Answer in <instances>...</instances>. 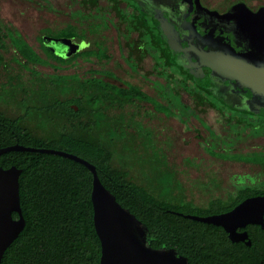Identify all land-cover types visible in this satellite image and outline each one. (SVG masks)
<instances>
[{
  "label": "flooded vegetation",
  "instance_id": "af4514ba",
  "mask_svg": "<svg viewBox=\"0 0 264 264\" xmlns=\"http://www.w3.org/2000/svg\"><path fill=\"white\" fill-rule=\"evenodd\" d=\"M59 1L64 6L59 7L56 4ZM171 1L182 15L181 21L179 18L173 21L174 34H177L174 43L169 40L166 34L170 33L164 31L161 22L141 10L134 0H119V9L127 15V20L123 22L112 11L115 0H96L95 3L93 0H0V111L13 118H21L26 112L18 103L22 94L29 98L42 84H50L55 71L82 68L88 63L92 65L86 73L88 75L78 72L77 80L70 79V74L64 73L66 89L60 109L81 118L84 110L79 99L84 86L92 85L97 91L98 115L108 119L125 116L132 125L129 132H135L138 123L152 132L143 123L134 120V116L143 114L151 119L165 115L159 108L164 104L166 71L171 72L172 69H166L165 64L170 63L174 65L176 75L180 72L188 87L195 91L194 95L181 91L180 101L190 107H195L199 102L198 109L203 110L196 117H199L208 136L217 141L224 140L229 151L238 150L239 147L231 141L241 140L246 116L242 114L243 110L234 109L233 106L239 107L246 95L238 92L237 81L225 80L219 73L212 71V67L206 64L209 56L203 57L204 62L198 63L197 59L195 64V57L186 59V55L192 54L189 44H197L204 49L208 47L214 52L213 56L221 55L220 61L225 57L264 61V35L260 36L264 34V0ZM122 3L124 8L121 7ZM71 4L76 6L73 10H70ZM74 13L75 18H71L74 22H65L54 29V17L68 18ZM107 14L112 17H106ZM128 26L132 29L127 30ZM71 31L75 33L71 34ZM189 36L191 39L187 38ZM53 39H63L64 46L53 45ZM69 40L74 46H69ZM25 54L35 55L37 59H29ZM45 67L51 68L52 72H42ZM23 72L28 73L27 78L22 76ZM69 86L77 89H70ZM123 90L130 93L135 91L137 94L141 92L147 98H131L122 108L119 103ZM182 92L189 102L184 100ZM154 102L158 104L157 107ZM208 114L214 115L221 127L222 124L228 127L229 123L242 127L225 132L227 137L222 136L202 117ZM247 134L253 139L264 137V134L253 135L251 129ZM211 145L215 146L214 150H222L223 144L220 146L210 142L205 145V149ZM218 158L224 161L231 159ZM238 184L235 192L228 193L225 198H212L205 205L197 206L206 208L212 202H226L241 189L260 187L252 180H241ZM260 195L264 193L251 194L244 199ZM212 214L218 213L190 215L204 217ZM190 225L195 226L193 223ZM222 230L223 233H219L217 239L210 240V246L216 254H195L194 249L190 254L178 250L179 253L187 258L188 264H264V213L263 224L247 223L236 228L234 238L238 241L230 240L228 232L224 228Z\"/></svg>",
  "mask_w": 264,
  "mask_h": 264
},
{
  "label": "trees",
  "instance_id": "16d2710c",
  "mask_svg": "<svg viewBox=\"0 0 264 264\" xmlns=\"http://www.w3.org/2000/svg\"><path fill=\"white\" fill-rule=\"evenodd\" d=\"M118 5L119 0H115L112 11L121 22L126 21L127 15ZM25 55L37 59L35 55ZM170 67L171 72L166 71L165 75L164 104L160 111L165 116L186 119L196 116L203 110L198 109L200 103L190 107L179 98L183 90L191 95L195 91L188 87L180 72L176 75L173 64H165L166 69ZM69 78L77 80V73ZM51 80L29 98L21 95L18 103L26 111L21 118L0 111V148L12 144L52 148L89 161L116 200L147 225L153 248L166 245L184 254L194 249L195 254L214 255L210 240L217 239L223 233L222 228L184 215L229 211L245 196L264 193V188L246 187L226 202H212L206 208L195 205L183 197L180 184L165 164L162 149L151 139V131L138 123L135 133L129 132L132 125L125 116L108 119L98 115L97 91L92 85L84 86L79 99L84 115L80 118L71 112L64 113L60 109L66 89L64 74L55 71ZM120 98L119 105L123 108L131 98L147 97L141 92L123 90ZM258 107L252 104L242 112L246 116L244 127L254 134H264V114ZM236 160L258 163L255 158ZM11 166L21 169L19 196L25 226L5 250L0 264H99L101 246L93 225L92 174L86 166L58 154L10 150L0 155V167ZM133 169L138 170V175H132ZM12 216L18 218L15 212Z\"/></svg>",
  "mask_w": 264,
  "mask_h": 264
},
{
  "label": "water",
  "instance_id": "95a60500",
  "mask_svg": "<svg viewBox=\"0 0 264 264\" xmlns=\"http://www.w3.org/2000/svg\"><path fill=\"white\" fill-rule=\"evenodd\" d=\"M134 1L141 10L153 15L155 20L161 22L164 31L170 33L166 34L169 40L174 43L177 34H174L173 21L178 18L181 21L182 15L173 2L171 0ZM263 35L260 34L262 37ZM187 38L191 39V36ZM193 38L194 36H192ZM187 40L189 41V39ZM63 41V39H53V45L64 46ZM69 43V46H74L70 40ZM48 45L51 46L49 43ZM189 46V51L192 54L191 56L186 55V59L195 57L196 64L197 59H199L198 63L204 62L203 57L209 56V62L206 64L212 67L213 72L219 73L225 80L237 81L238 92L246 95V98L241 103L239 102V107L233 106L234 109L245 111L251 108L252 104H256L257 107L260 105V111L264 114V61H254L242 57L238 59L225 57L220 61L221 55L213 56L214 52L206 46L205 49L197 44H189ZM74 49L76 48L74 47ZM58 55L61 54L58 53ZM198 67L201 70L200 65ZM8 150L58 154L83 164L91 172L93 225L101 246L99 264H188L187 258L173 247L162 245L159 248H153L151 246L152 238L147 225L116 200L110 190L102 184L95 166L89 161L61 150L38 149L22 145L1 148L0 153ZM20 173L21 169L15 166L6 169L0 167V262L7 247L17 238L25 226L19 196ZM13 212L17 213L18 218H13ZM263 213L264 195H260L246 198L226 212L204 217L190 214L184 216L220 226L228 232L230 240L238 241L234 238L236 228L243 227L247 223L263 224Z\"/></svg>",
  "mask_w": 264,
  "mask_h": 264
},
{
  "label": "rangeland",
  "instance_id": "374dc122",
  "mask_svg": "<svg viewBox=\"0 0 264 264\" xmlns=\"http://www.w3.org/2000/svg\"><path fill=\"white\" fill-rule=\"evenodd\" d=\"M61 2L59 1L56 4L59 7L64 6L61 5ZM75 7V4L74 6L71 4L70 10ZM121 7L124 8L123 3ZM108 8L107 6L106 11H108ZM61 9L64 8L61 7ZM125 11L128 12L129 10L125 9ZM75 15V13L70 14L68 18L58 16V19L54 17V29L61 27L65 22H74L71 18H75ZM107 16L112 17L110 14H107ZM91 66V64L85 63L82 68H70L65 72L64 70L58 71V73L73 75L78 72H84L85 75H88L86 73H88V69ZM42 70L44 73L52 72L49 67H45ZM27 74L23 72L22 76L27 78ZM182 93L184 100L189 102L186 94ZM202 117L212 124L217 133H221L225 137H227L224 134L225 132H231L235 128L240 129L242 127V125L237 126L233 123H229L228 127L222 124L221 127L220 121L215 120L212 114L203 115ZM134 120L140 121L152 130L151 139L157 147L162 149L166 157L165 164L173 172L174 180L180 184L183 190V197L195 205H205L212 198H225L228 193L235 192L239 185L238 181L241 180L245 182L252 180L253 183L259 184L260 187L264 186V166H262V164L264 165V137L253 139L247 134L250 128H243L242 133L244 134L239 142L231 141L232 144L239 147L238 150L229 151L228 145H226L224 140L218 139L217 141V139L208 136L207 131L202 128L203 124H200L199 117L197 118L196 116L186 119L185 116L159 115L149 119L141 114L134 116ZM37 132L39 133L41 130H37ZM251 133L257 135L254 134L253 130H251ZM208 142L218 145L223 144V146L220 145L222 150H214V145L205 149V145ZM160 154L162 155V153ZM228 156H233L235 160L238 158L245 159L246 157L255 158L258 163H242L233 159L224 161L218 158ZM161 162L163 163L162 160ZM131 173L136 176L138 175V170L133 169Z\"/></svg>",
  "mask_w": 264,
  "mask_h": 264
}]
</instances>
